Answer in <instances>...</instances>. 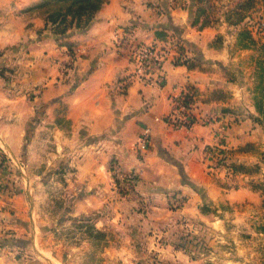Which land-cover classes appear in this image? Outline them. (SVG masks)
<instances>
[{
  "label": "crops",
  "instance_id": "crops-1",
  "mask_svg": "<svg viewBox=\"0 0 264 264\" xmlns=\"http://www.w3.org/2000/svg\"><path fill=\"white\" fill-rule=\"evenodd\" d=\"M38 1L0 0V47L28 44V81L42 83L43 101H52L46 104L48 116L31 132L28 152L38 144L41 154L46 152L49 124L55 119L50 111L60 104V124L68 127L55 126L57 139L52 142L60 157L70 144L86 142L74 173L84 178L89 198L94 196L91 203L104 208L95 219L104 221L103 230L114 220L136 215L146 221L166 220L169 207L160 192L171 190L184 196L183 205L172 212L208 223L212 241L223 237L226 221L237 220L239 214L256 210L264 217V119L256 110L252 86L261 44L251 36L241 44L242 21L228 17L234 0H216V9L212 0H107L85 28L72 25L60 41L46 28L44 14L32 9ZM128 39L153 44L164 53L161 85L145 84L135 76ZM0 60H6V53ZM185 91L198 121L190 128L172 127L163 117L173 97ZM1 98L0 90V137L17 156L32 106L20 97ZM144 128L150 142L140 152L136 141ZM211 148L221 149L237 170L226 173L214 167ZM111 163L120 174L134 172L139 188L151 191L152 198L106 197ZM23 170L29 181L30 171ZM8 177L3 187L0 183V236L15 237L21 229L32 233L34 206L24 199L25 188H14V176ZM136 205L149 211L132 213ZM161 235L164 239L158 241L160 236L150 229L138 250L157 252L172 263L198 264ZM136 244L126 242L123 252L133 253ZM16 253L8 244L0 246V264H37L17 261Z\"/></svg>",
  "mask_w": 264,
  "mask_h": 264
},
{
  "label": "rangeland",
  "instance_id": "rangeland-1",
  "mask_svg": "<svg viewBox=\"0 0 264 264\" xmlns=\"http://www.w3.org/2000/svg\"><path fill=\"white\" fill-rule=\"evenodd\" d=\"M212 1L214 9L219 7L216 0ZM221 1L223 4L227 2V0ZM257 1L234 0L232 4L235 7L228 17L242 21V32L239 34L241 44H246L248 35L255 37L261 44L256 51L252 86L256 110L264 119V41L262 39L264 34L253 35L247 29L250 18L264 16V11H260L262 0ZM40 2L42 0L35 5ZM59 7L60 3L45 5L48 12H54ZM65 25L69 23H60L58 18L54 24L50 23L48 31L60 41V35H64L60 31ZM244 31L247 33H243ZM128 40L132 42V39ZM28 52L30 51L25 41L0 47V56L6 53V60H0V90L3 97L1 100L4 101V96L23 98L32 106L33 111L26 124V137L24 136L22 140L17 156L0 137V183L2 182L3 187L6 180L10 181L8 176L13 175L16 183L14 188L21 186L25 188L24 199L27 204L32 202L34 206L32 213L35 215L33 226L35 231L32 230L31 233L21 229L17 231L18 235L15 237L3 234L4 236H0V246L8 244L12 250L14 248L17 251L15 256L17 261L37 264H180L162 259L157 252L148 253L138 250L140 244L145 243L147 234L152 229L160 236L157 237L158 241L164 239V235L161 234L165 233L167 236L165 239L187 252L190 258L198 261V264H264V217L259 212L248 210L245 216L240 217V214L236 216L237 220L232 218L227 220L223 237H219L218 241L216 239L212 241L214 232L211 231L208 223L198 218L189 220L172 212L171 209L176 210L184 203V196L176 190L160 192L165 196V202L167 201L169 207L166 220L146 221L140 217L141 215H136L133 220L124 222L114 220L109 223L107 229L103 230L104 221L96 222L95 219L104 213V208L95 207L93 202L91 203L94 196L89 198L90 194L85 187L84 178L78 179L74 173L77 161L85 155L82 147L87 145L86 142L70 144L66 154L61 157L55 143L52 142L57 139L54 136L56 127L60 125L68 127L62 121L60 124V119L64 116L60 104L50 111L51 118L55 119L49 124L50 141L46 143V152L41 154L42 149L39 144L34 151L28 152L31 132L48 116L45 108L52 102L43 101L42 90L45 87L42 83L30 85L28 81L31 74L26 66L29 63ZM14 54H16L15 58L12 59ZM58 61L57 68L60 72V60ZM30 66L31 64L29 68ZM245 77L247 78L245 82H249L250 78L247 75ZM31 154L34 158L30 160ZM37 156L39 157L36 158ZM23 167L30 171L29 181ZM107 168L110 183L106 186L108 187L106 197L107 194L112 193L114 196L127 199L152 198L151 191L148 193L144 188H139L134 172L120 174L113 163ZM3 171L9 173L5 174ZM132 208V213L137 214H145L149 211L143 210L139 205ZM128 241L137 242L133 253H124L122 250V246Z\"/></svg>",
  "mask_w": 264,
  "mask_h": 264
},
{
  "label": "built area",
  "instance_id": "built-area-1",
  "mask_svg": "<svg viewBox=\"0 0 264 264\" xmlns=\"http://www.w3.org/2000/svg\"><path fill=\"white\" fill-rule=\"evenodd\" d=\"M247 29L253 35L264 34V16L249 19ZM126 49L130 59L133 63V69L135 76L149 85H161L164 82V53L153 44H144L142 42H130L126 41ZM121 88L124 89L126 84L122 80ZM189 92L176 95L172 99V107L170 111L165 114L163 120L166 121L172 127H184L190 128L197 118L191 112V98ZM150 142V133L148 128L144 130L138 136L136 141L137 149L142 152L145 150ZM209 153L212 158V164L216 168H221L226 173H233L235 170L233 164H231L226 155L221 149L216 150L211 148Z\"/></svg>",
  "mask_w": 264,
  "mask_h": 264
},
{
  "label": "trees",
  "instance_id": "trees-1",
  "mask_svg": "<svg viewBox=\"0 0 264 264\" xmlns=\"http://www.w3.org/2000/svg\"><path fill=\"white\" fill-rule=\"evenodd\" d=\"M107 0H42L39 4L32 7L44 14L46 18V28L50 23L54 24L58 18L60 23L68 22L69 25L63 26L60 32L66 34L68 26L85 28L93 19L96 12ZM48 3H60V7L54 12H48L45 5ZM56 7V6H55ZM64 32V33H63ZM243 33H247L244 31ZM248 37H250L248 35ZM250 39V38H249ZM237 170V167H234Z\"/></svg>",
  "mask_w": 264,
  "mask_h": 264
}]
</instances>
